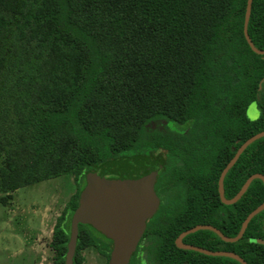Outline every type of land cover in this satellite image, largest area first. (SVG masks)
Listing matches in <instances>:
<instances>
[{
    "label": "trees",
    "instance_id": "1",
    "mask_svg": "<svg viewBox=\"0 0 264 264\" xmlns=\"http://www.w3.org/2000/svg\"><path fill=\"white\" fill-rule=\"evenodd\" d=\"M246 3L0 0V201L8 204L21 186L73 175L76 189L48 242L55 264H64L87 172L160 151L167 154V169L156 181L162 198L144 229L150 261L195 264L203 256L214 264H242L178 247L175 237L199 223L233 236L264 200L259 177L232 203L218 191L220 172L236 148L264 129V53L245 37ZM247 28L255 46L264 48V0H252ZM254 101L262 113L255 123L246 115ZM253 172L264 174V135L226 171L225 197ZM163 182L168 190H160ZM183 240L264 264V208L237 240L210 228ZM90 245L107 264L112 239L79 222L73 264H83Z\"/></svg>",
    "mask_w": 264,
    "mask_h": 264
},
{
    "label": "water",
    "instance_id": "2",
    "mask_svg": "<svg viewBox=\"0 0 264 264\" xmlns=\"http://www.w3.org/2000/svg\"><path fill=\"white\" fill-rule=\"evenodd\" d=\"M252 0H247L244 17V34L251 48L264 53V48H258L248 33V19L251 12ZM264 135V129L243 140L234 154L222 168L218 178V191L224 203L236 201L246 190L253 178L259 177L264 182V174L251 173L237 192L227 198L224 195L223 178L226 171L236 161L239 154L254 139ZM157 163L143 155H136L123 162L95 167L88 171L85 184L81 189L77 205L70 220L69 240L64 264H73V254L78 236V223H89L107 237L113 245L108 258V264H126L131 253L145 228L146 220L158 206L159 198L154 191V178L157 172ZM264 208V200L255 206L242 221L239 231L229 236L218 227L209 223H199L181 231L175 239L180 247L192 248L214 255H228L247 264L238 253L225 249H208L202 246L185 243L184 235L199 228H210L217 232L224 240L234 241L240 238L250 218Z\"/></svg>",
    "mask_w": 264,
    "mask_h": 264
},
{
    "label": "rangeland",
    "instance_id": "3",
    "mask_svg": "<svg viewBox=\"0 0 264 264\" xmlns=\"http://www.w3.org/2000/svg\"><path fill=\"white\" fill-rule=\"evenodd\" d=\"M247 112H250L249 107ZM75 189L73 175L66 173L13 190L8 204L0 201V264H55L53 250L45 242L38 255L32 250L33 235L40 224L41 214L45 234H50L56 216ZM82 252L83 264L105 262V256L92 245Z\"/></svg>",
    "mask_w": 264,
    "mask_h": 264
},
{
    "label": "flooded vegetation",
    "instance_id": "4",
    "mask_svg": "<svg viewBox=\"0 0 264 264\" xmlns=\"http://www.w3.org/2000/svg\"><path fill=\"white\" fill-rule=\"evenodd\" d=\"M151 124H152V126H154V125H156V122L155 121H152ZM143 156H145L147 158H150V159H153V161H155L157 163V165H158L157 172H156V175H155V178H154V191L156 192V194H157V196L159 198V203H160L161 198H162V194L159 191V185H157L156 181H157V178L159 176L158 173L160 171H163V170L167 169L166 168L167 167V154H166V151H160L156 155L155 154H143ZM175 161L177 163H181L182 162L179 158H176ZM160 186L162 188L160 190H163V189H164V191L165 190H168V186H167V184H165V182H163L162 185H160ZM159 203H158V205H159ZM146 222H147V220H146ZM176 237H175V239H176ZM182 240H183V238H182ZM185 243H189V242H185ZM145 244H146V240H145V235H144V230H143V232H142V234H141V236H140V238H139V240H138V242L136 244L135 249L133 250V252L130 255V258H129L128 262H127L128 264H153V262L150 261L151 260L150 259V256L148 254H146L145 248H143V245H145ZM191 244H193V243H191ZM112 245H113V241H112ZM194 245H196V244H194ZM178 247H180V246H178ZM181 248H185V247H181ZM197 251H199V250H197ZM199 252H202V251H199ZM203 253H205V252H203ZM205 254H207V255H214V254H211V253H205ZM197 260L198 261L195 264H214L212 257L198 256L197 257ZM105 261H106V259H105ZM104 264H105V262H104ZM107 264H108V261H107Z\"/></svg>",
    "mask_w": 264,
    "mask_h": 264
},
{
    "label": "crops",
    "instance_id": "5",
    "mask_svg": "<svg viewBox=\"0 0 264 264\" xmlns=\"http://www.w3.org/2000/svg\"><path fill=\"white\" fill-rule=\"evenodd\" d=\"M55 222V221H54ZM44 223V218H43V214H41V220H40V224L37 228V231L35 232V234L33 235V240H32V250L34 252L37 253V255L39 254V251L40 249H44V244L43 242L46 243L47 246H49L48 242L51 238V235H52V229H53V225L54 223L52 224V227H51V232L50 234H45V227L43 225ZM50 247V246H49Z\"/></svg>",
    "mask_w": 264,
    "mask_h": 264
},
{
    "label": "clouds",
    "instance_id": "6",
    "mask_svg": "<svg viewBox=\"0 0 264 264\" xmlns=\"http://www.w3.org/2000/svg\"><path fill=\"white\" fill-rule=\"evenodd\" d=\"M250 112H246V115H249L251 122L255 123L257 120L260 119L262 113L259 109L258 103L253 102L250 106Z\"/></svg>",
    "mask_w": 264,
    "mask_h": 264
}]
</instances>
